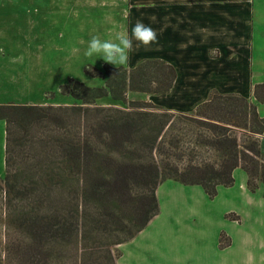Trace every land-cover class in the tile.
<instances>
[{
	"label": "trees",
	"instance_id": "obj_1",
	"mask_svg": "<svg viewBox=\"0 0 264 264\" xmlns=\"http://www.w3.org/2000/svg\"><path fill=\"white\" fill-rule=\"evenodd\" d=\"M89 67L105 83L70 78L60 90L74 104L0 103L7 124L5 264H118V246L159 214L157 189L167 179L202 185L211 198L219 185L235 183L237 167L247 172L251 191L264 184V117L256 104L215 91L192 112H174L129 98L168 92L177 77L170 63L149 58L133 68ZM255 95L264 102V83L255 85ZM104 97L120 104L100 105ZM40 121L44 129L31 131ZM13 232H25L26 242L14 241ZM230 243L222 232L220 247Z\"/></svg>",
	"mask_w": 264,
	"mask_h": 264
},
{
	"label": "crops",
	"instance_id": "obj_2",
	"mask_svg": "<svg viewBox=\"0 0 264 264\" xmlns=\"http://www.w3.org/2000/svg\"><path fill=\"white\" fill-rule=\"evenodd\" d=\"M103 6L118 13L108 28L110 40L119 31L131 36L138 20L157 33L158 42L147 48H136L133 40L134 50L124 66L133 68L151 58L175 67L172 88L151 94L154 103L189 113L215 91L233 93L256 104L264 117V102L255 95V85L264 83V0H108ZM260 141L264 152V133ZM234 177L232 186H218L214 198L202 185L163 181L157 189L159 214L119 245L117 263L181 264L177 246L184 243L185 252L190 251L184 264H264V184L251 191L241 167ZM198 203L199 228H183L189 218L194 220L192 207ZM212 208L220 210L216 225L204 231L211 217L207 209ZM229 213L238 219L227 217ZM222 232L231 238L224 248L219 244ZM208 238L213 241L209 247L204 245Z\"/></svg>",
	"mask_w": 264,
	"mask_h": 264
},
{
	"label": "rangeland",
	"instance_id": "obj_3",
	"mask_svg": "<svg viewBox=\"0 0 264 264\" xmlns=\"http://www.w3.org/2000/svg\"><path fill=\"white\" fill-rule=\"evenodd\" d=\"M104 1L107 4L108 0H0V103L74 104L76 100L71 95H63L60 90V86L70 78L88 86L103 85L105 77L91 75L86 68L91 69L89 66H93L102 69L106 62L96 55L87 57L84 52L94 35L102 40H110L109 29L112 22L118 18V13L108 12V8L103 6ZM150 95L145 92H130L129 98L150 101ZM98 103L120 104L110 97L99 99ZM220 117L227 118L228 121H233L234 118L230 114L218 115L219 119ZM6 125V120L1 119L0 264L6 262L2 243L5 239L2 225L6 194L2 180L5 174ZM44 126L45 123L41 121L34 123L31 131L38 133ZM188 128L192 130L195 127ZM236 132L238 136L242 135L241 130ZM199 152L209 158L218 157L207 148L204 151L200 148ZM192 209L197 215L194 220L189 218L183 228H199V203ZM219 211L217 208L207 209L211 217L205 223L204 231L213 230ZM17 235L16 232L11 233L13 237ZM13 240L25 243V232L19 233ZM212 244L210 238L204 241L207 247ZM186 245L183 243L177 246V250L182 253H178L181 264L185 263L190 252H185ZM210 254L215 255L213 251ZM11 258L10 260H13V254Z\"/></svg>",
	"mask_w": 264,
	"mask_h": 264
},
{
	"label": "clouds",
	"instance_id": "obj_4",
	"mask_svg": "<svg viewBox=\"0 0 264 264\" xmlns=\"http://www.w3.org/2000/svg\"><path fill=\"white\" fill-rule=\"evenodd\" d=\"M133 40L137 42L136 48L141 45L147 48L157 43L158 37L151 26L138 20L132 28L131 36L127 31L116 32L112 40H102L99 36H92L84 55L87 57L96 55L103 58L106 63L119 68L128 62L129 54L134 50Z\"/></svg>",
	"mask_w": 264,
	"mask_h": 264
}]
</instances>
